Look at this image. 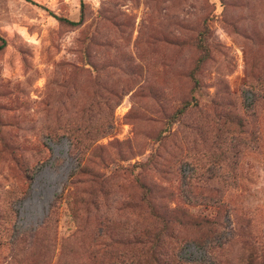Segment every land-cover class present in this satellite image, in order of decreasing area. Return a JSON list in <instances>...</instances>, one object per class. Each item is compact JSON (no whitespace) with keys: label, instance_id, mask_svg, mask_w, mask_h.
I'll list each match as a JSON object with an SVG mask.
<instances>
[{"label":"rangeland","instance_id":"374dc122","mask_svg":"<svg viewBox=\"0 0 264 264\" xmlns=\"http://www.w3.org/2000/svg\"><path fill=\"white\" fill-rule=\"evenodd\" d=\"M84 2L0 0V264H264V0Z\"/></svg>","mask_w":264,"mask_h":264},{"label":"trees","instance_id":"16d2710c","mask_svg":"<svg viewBox=\"0 0 264 264\" xmlns=\"http://www.w3.org/2000/svg\"><path fill=\"white\" fill-rule=\"evenodd\" d=\"M84 7H85V2H84V0H81V12H82V14L84 13ZM55 17L59 20V22L61 24L66 25V26L76 27L82 23V19L72 20L68 17L59 16V15H55ZM209 33H210V27L208 26V24L205 23L203 30L200 31L199 35L197 36V40H196V46L200 52V55H199L197 61L195 62V67L190 71V77H191V80L193 82L192 96H191V99L190 98L185 99L181 103V105L175 110V112L171 116V121H173V122L177 121L179 118H181L182 116L187 114L193 105L198 104L197 99L195 100L194 92L196 91V89L200 85V80L197 76L198 71L200 70V68L204 64V62L210 58L211 53H210V47L208 44ZM0 38L3 39L2 37H0ZM5 45H6V41L3 40V43L0 46V49L4 48ZM254 93L255 92L253 91V95H255ZM110 127H112V126L110 125ZM102 132H107V131H106V129H100V128L89 129L85 133V137L87 139H89L91 136L94 138H97L99 136V134ZM80 136L84 137L80 134H78V135H76L74 133L68 134V137L73 144H74V141L81 140ZM102 136H105V135H102Z\"/></svg>","mask_w":264,"mask_h":264}]
</instances>
